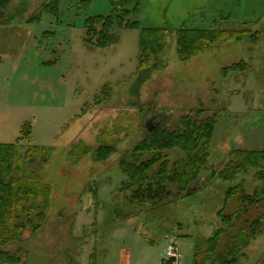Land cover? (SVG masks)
I'll list each match as a JSON object with an SVG mask.
<instances>
[{"label":"rangeland","instance_id":"374dc122","mask_svg":"<svg viewBox=\"0 0 264 264\" xmlns=\"http://www.w3.org/2000/svg\"><path fill=\"white\" fill-rule=\"evenodd\" d=\"M48 1L13 0L8 23L0 25V143H16L28 129L25 147L54 149L48 164L36 168L51 189L42 229L27 228L2 249L21 251L22 264H134L141 254L159 262L176 241L184 264H193L195 239L225 228L220 212L227 191L239 185L253 195L262 187L256 170L231 183L212 175L197 182L190 195L156 208H128L134 216L119 220L115 204L132 192L121 188L127 176L119 164L147 129L161 125L174 131L183 116L218 119L210 147L216 172L231 151L264 149V41L231 42L186 62L177 53L182 27L264 30V0H141V11L131 20L169 31L165 69L152 74L139 71L137 29L114 28L104 48L86 42L87 20L113 14L109 0L88 5L58 0V14L45 13L33 22ZM240 62L251 70L223 74ZM106 129V135L121 140L107 161L95 163L91 153L77 163L68 161L74 145L96 149ZM164 155L171 166L185 156L179 148ZM158 166L149 170L151 180ZM244 208L239 194L228 202L224 216L239 218L221 251L262 210ZM243 254L239 264H264V234Z\"/></svg>","mask_w":264,"mask_h":264},{"label":"trees","instance_id":"16d2710c","mask_svg":"<svg viewBox=\"0 0 264 264\" xmlns=\"http://www.w3.org/2000/svg\"><path fill=\"white\" fill-rule=\"evenodd\" d=\"M109 1L113 8L112 15L87 20L86 42L104 48L110 42V32L114 28L137 29L140 34L139 71L149 74L163 71L166 66L163 55L168 46V29L142 28L139 21L131 20V17L140 13L141 0ZM12 2L0 0V25L8 23ZM84 3L88 5L89 0H84ZM58 11V0H49L31 20L39 22L43 14L54 15ZM98 26H101L99 32ZM93 36L97 37L96 40H92ZM247 41L255 44L264 41V30L252 33L246 28L201 30L182 27L177 30V53L179 59L186 62L228 43ZM250 70L249 64L240 62L222 71L227 74ZM216 122L217 118L183 116L174 131L161 125L152 131L147 129L145 137L131 153L124 155L119 164L127 176L121 188L126 192L132 191L115 204L114 212L119 220L134 216L128 208L137 211L145 204L156 208L173 197L186 196L201 178L205 177L207 181L216 175L223 182L231 183L237 177L256 170L255 180L262 187L253 195L246 194L239 185L227 191L224 208L220 212L225 228L209 239H195L193 264H239V257H244L243 251L264 234V149L255 152L231 151L229 162L224 169L216 172L210 166V147ZM106 131L99 136V146L94 150L84 143L74 145L68 154V161L77 163L90 153L95 163L107 161L117 152L121 140L106 135ZM28 134V129H23L16 143H0V264H22L21 251L12 253L2 248L20 240L27 228H31L34 233L41 230L50 204V186L43 181L36 168L48 164L54 149L31 144L25 147L24 137ZM173 148L181 149L185 156L171 166L169 161L163 159L164 153ZM155 165L159 166L151 180L148 173ZM208 171H211L210 176L207 175ZM237 194L240 195L245 212L249 208L261 207L262 210L253 221L241 227L221 251L224 236L234 229L239 218L238 214L224 216L228 202Z\"/></svg>","mask_w":264,"mask_h":264},{"label":"built area","instance_id":"2783aa9c","mask_svg":"<svg viewBox=\"0 0 264 264\" xmlns=\"http://www.w3.org/2000/svg\"><path fill=\"white\" fill-rule=\"evenodd\" d=\"M165 264H184L176 241H171L163 254Z\"/></svg>","mask_w":264,"mask_h":264},{"label":"crops","instance_id":"0c3cea01","mask_svg":"<svg viewBox=\"0 0 264 264\" xmlns=\"http://www.w3.org/2000/svg\"><path fill=\"white\" fill-rule=\"evenodd\" d=\"M164 252H165V250H164ZM164 252L161 253L159 262H156L154 260L146 259V257L143 254H141L140 256L137 257V259H136L134 264H163V254H164ZM130 261H133L131 255H130ZM128 264H131V263H128Z\"/></svg>","mask_w":264,"mask_h":264},{"label":"water","instance_id":"95a60500","mask_svg":"<svg viewBox=\"0 0 264 264\" xmlns=\"http://www.w3.org/2000/svg\"><path fill=\"white\" fill-rule=\"evenodd\" d=\"M148 130L152 131L153 129H148ZM203 179H204V178H201L200 181H203ZM190 194H192V192H191V191H188L186 195H190Z\"/></svg>","mask_w":264,"mask_h":264}]
</instances>
